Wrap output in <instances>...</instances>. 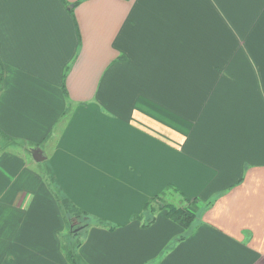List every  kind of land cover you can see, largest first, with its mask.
Returning a JSON list of instances; mask_svg holds the SVG:
<instances>
[{"label": "crops", "instance_id": "obj_1", "mask_svg": "<svg viewBox=\"0 0 264 264\" xmlns=\"http://www.w3.org/2000/svg\"><path fill=\"white\" fill-rule=\"evenodd\" d=\"M0 264H264V0H0Z\"/></svg>", "mask_w": 264, "mask_h": 264}, {"label": "trees", "instance_id": "obj_2", "mask_svg": "<svg viewBox=\"0 0 264 264\" xmlns=\"http://www.w3.org/2000/svg\"><path fill=\"white\" fill-rule=\"evenodd\" d=\"M217 57H223V51H220L218 49ZM183 197L182 202L175 203L168 198L166 191L162 192L161 194H157L147 202L144 207V211L141 214L134 215V217L138 218L140 216H143V214L145 213L149 214V217L145 222V224L147 225L155 219L156 214L159 210H164L169 218H171L187 230L194 224L196 214L193 210H191L188 204L186 205L187 200L185 197ZM183 201H185V204ZM60 202V206L66 214L64 215L65 218L70 222L71 225H73L71 229L73 235H78L79 231L82 228L91 224L90 220H93L92 216H90L88 212L76 206L69 197L63 195V198ZM97 219L98 222H105V220L103 219ZM77 227H80V229L78 231H75V228Z\"/></svg>", "mask_w": 264, "mask_h": 264}, {"label": "rangeland", "instance_id": "obj_3", "mask_svg": "<svg viewBox=\"0 0 264 264\" xmlns=\"http://www.w3.org/2000/svg\"><path fill=\"white\" fill-rule=\"evenodd\" d=\"M52 187L55 189V187L53 185H52ZM165 191L167 192V195L169 196V195L173 194V187L169 186L168 188H166V190H164V192ZM64 196H66V195H64ZM56 198H57L58 202L61 204L60 201L63 198V194H60L58 190H56ZM176 199L180 200L181 198L179 197V195H177ZM62 213L64 215H66L63 210H62ZM67 222H68L69 227H68V230L65 232V238H62V240L63 241L66 240L68 242V244H69V250L71 249V250L74 251V253H76L77 250H78L77 243H78L79 239L83 236L82 234L86 233L85 228L88 227V226L84 227V231L81 229L79 231L78 235H73L72 232H71V229H70L71 224H70V222L68 220H67ZM90 222H91V224H93L94 220H90ZM75 230H76V228H75ZM65 248L67 249V243L66 242L64 243V250H65Z\"/></svg>", "mask_w": 264, "mask_h": 264}, {"label": "water", "instance_id": "obj_4", "mask_svg": "<svg viewBox=\"0 0 264 264\" xmlns=\"http://www.w3.org/2000/svg\"><path fill=\"white\" fill-rule=\"evenodd\" d=\"M31 152L36 161H42L46 157L40 147L32 148ZM79 229L80 227H77L75 231H78Z\"/></svg>", "mask_w": 264, "mask_h": 264}]
</instances>
